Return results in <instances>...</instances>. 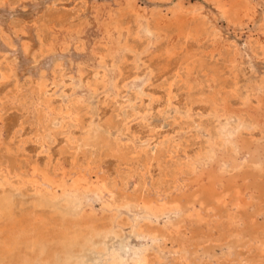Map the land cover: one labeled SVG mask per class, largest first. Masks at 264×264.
Instances as JSON below:
<instances>
[{
	"label": "rangeland",
	"instance_id": "374dc122",
	"mask_svg": "<svg viewBox=\"0 0 264 264\" xmlns=\"http://www.w3.org/2000/svg\"><path fill=\"white\" fill-rule=\"evenodd\" d=\"M238 1L248 17H238L232 27L212 5L215 0H0V198L9 199L7 208L0 209V246L3 230L16 222L17 228L24 226L22 239L49 238L56 247L50 264L73 259L72 264H107L110 254L124 264L143 256L141 264H264V0ZM178 5L188 8L190 26L200 24L198 34L183 38L176 25L155 27L156 20H173ZM35 166L59 180L87 172L89 183L104 179L108 191L88 194L90 203L77 214L60 198L59 189L37 183ZM229 183L241 193L240 208L229 204L232 194L225 196L224 209L213 196L205 197V190H221ZM139 194L173 200L179 208L152 216L130 201ZM176 208L193 214L187 217ZM196 214L204 217L201 224ZM105 225L112 227L103 245L108 256L93 253L86 262L82 248ZM134 225L143 227L145 235L132 233ZM152 229L153 236L148 234ZM75 239L71 257L61 246ZM20 248L12 257L0 254V264H23L28 249Z\"/></svg>",
	"mask_w": 264,
	"mask_h": 264
},
{
	"label": "bare ground",
	"instance_id": "6f19581e",
	"mask_svg": "<svg viewBox=\"0 0 264 264\" xmlns=\"http://www.w3.org/2000/svg\"><path fill=\"white\" fill-rule=\"evenodd\" d=\"M168 1V0H167ZM178 1V0H177ZM244 1V0H243ZM211 2V1H210ZM127 3V2H126ZM135 4V3H134ZM178 3H176V5H177ZM200 4V3H199ZM127 5V4H126ZM212 5H214V8L216 9V11L220 14V16L223 18V21H226L227 22V24L229 25V24H231L232 23V27H233V25H234V22L236 21V20H238L237 18L238 17H241L242 15H244V16H246V17H248V15H247V13L246 14H244V12H243V7H242V4L238 1V0H215V2H213V4ZM247 5V4H246ZM124 6H125V4H124ZM135 7L137 6L136 4L134 5ZM175 6V5H174ZM187 6V5H186ZM190 6V5H189ZM250 6V5H249ZM122 7V6H121ZM172 7V6H171ZM247 7V6H246ZM119 8V7H118ZM137 8V7H136ZM135 8V9H136ZM138 8H139V6H138ZM195 8V7H194ZM198 8V7H197ZM134 9V10H135ZM141 9V8H140ZM131 10V9H130ZM247 10V9H246ZM250 10V9H249ZM143 12H144V9H143ZM151 12H153V10L151 11ZM171 12V11H170ZM251 12H253V11H251ZM189 13V10H188V8H185V6L183 7V5H178V7H177V10L174 12V14H173V12H172V14L174 15V18H173V20H171L170 22H168L167 24H163L160 20H156L155 21V27L156 28H161V27H170V26H172V25H176L180 30V33H182L183 34V38H189V37H192L195 33H199V25L200 24H195L194 26H190L189 24V19L186 17L187 16V14ZM191 13H193V12H191ZM190 13V14H191ZM113 14V13H112ZM134 14V13H133ZM149 14V13H148ZM196 14V13H195ZM199 14V13H198ZM110 15V14H109ZM172 15V16H173ZM194 15V14H193ZM252 15H253V13H252ZM161 16V15H160ZM203 16V15H202ZM110 17V16H109ZM164 17V16H163ZM199 17H200V15H199ZM250 17V16H249ZM108 18V17H107ZM171 18V17H170ZM109 19V18H108ZM172 19V18H171ZM203 19V21L206 19L205 18V16L202 18ZM202 19H200V20H202ZM244 20V19H243ZM252 20V19H251ZM250 20V21H251ZM41 21V20H40ZM50 21V20H49ZM113 21H114V19H113ZM242 21V20H241ZM249 21V20H248ZM112 22V21H111ZM110 23V22H109ZM117 23V22H116ZM207 23V22H206ZM236 23V22H235ZM241 23H243V22H241ZM248 23V22H247ZM118 24V23H117ZM240 24V23H239ZM103 26V25H102ZM110 26V25H109ZM237 26V25H236ZM243 26H244V24H243ZM140 27V26H139ZM102 29V28H101ZM106 29V28H105ZM127 29V28H126ZM119 30V29H118ZM211 30V29H210ZM209 30V31H210ZM213 30V29H212ZM264 30V29H263ZM168 31V30H167ZM217 32V31H216ZM80 33H81V31H80ZM155 33H156V31H155ZM163 34V33H162ZM103 35V34H102ZM164 35V34H163ZM204 35V34H203ZM205 35H206V33H205ZM215 35H216V33H215ZM262 35H264V34H262ZM105 36V35H104ZM103 36V37H104ZM218 36H219V34H218ZM157 37H159V36H157ZM164 37V36H163ZM209 37V36H208ZM213 37V36H212ZM105 38V37H104ZM110 38V37H109ZM112 38V37H111ZM201 38V37H200ZM206 38V37H205ZM125 39H126V37H125ZM208 39V38H207ZM214 39V38H213ZM40 40V39H39ZM48 40V39H47ZM114 40V39H113ZM120 40V39H119ZM199 40V39H198ZM210 40V39H209ZM81 41V40H80ZM110 41V40H109ZM112 42V41H111ZM114 42H116V40L114 41ZM176 42V41H175ZM251 42V41H250ZM126 43V42H125ZM153 43V42H152ZM168 43H170V42H168ZM210 43V42H209ZM247 43V42H246ZM116 44V43H115ZM172 43H170V45H171ZM248 44V43H247ZM258 44V43H257ZM77 45V44H76ZM98 45V44H97ZM109 45H110V43H109ZM108 45V46H109ZM41 46V45H40ZM111 46V45H110ZM109 46V47H110ZM117 46V45H116ZM126 47H127V45H125ZM168 46V45H167ZM234 46V45H233ZM82 47V46H81ZM81 47H80V49H81ZM151 47V46H150ZM231 47V46H230ZM251 47V46H250ZM261 47V46H260ZM171 48V47H170ZM229 48V47H228ZM236 48V47H235ZM262 49H263V46H262ZM110 50V49H109ZM108 50V51H109ZM254 50V49H253ZM264 50V49H263ZM258 51V50H257ZM260 51V50H259ZM258 51V52H259ZM40 52V51H39ZM172 52V51H171ZM233 52H235V50L233 51ZM261 52V51H260ZM257 53V52H256ZM235 54V53H234ZM254 54V53H253ZM258 54V53H257ZM261 55H262V53H260ZM105 55V54H104ZM220 55V54H219ZM5 57V56H4ZM139 58V57H138ZM124 59V58H123ZM233 60V59H232ZM110 61V60H109ZM236 61V60H235ZM235 63V62H234ZM58 64V63H57ZM100 64H102V63H100ZM110 64V63H109ZM182 64V63H181ZM231 64V63H230ZM185 66V65H184ZM231 66V65H230ZM145 67V66H144ZM183 67V66H182ZM186 67V66H185ZM231 68H232V66H231ZM141 69V68H140ZM183 69V68H182ZM54 71V70H53ZM52 71V72H53ZM140 71V70H139ZM187 71V70H186ZM181 72H182V70H181ZM54 73H56V72H54ZM177 73V71L175 72V74L174 75H178L179 73H180V71H179V73L178 74H176ZM180 76V75H179ZM6 77V76H5ZM9 77V76H8ZM58 77V76H57ZM172 77H174V76H172ZM175 78V77H174ZM176 78H178V77H176ZM175 78V79H176ZM8 80V79H7ZM80 80V79H79ZM62 81V80H61ZM87 81V80H86ZM175 81H177V80H175ZM117 82V81H116ZM170 82V81H169ZM36 83V82H35ZM64 83V82H63ZM97 84H99V83H97ZM116 84H118V83H116ZM260 85V84H259ZM66 86V85H65ZM99 86V85H98ZM192 86V85H191ZM200 87V86H199ZM19 88V87H18ZM42 88V87H41ZM145 88V87H144ZM143 88V89H144ZM113 89V88H112ZM169 89H170V87H169ZM235 89V88H234ZM40 91L41 90H43V88L42 89H39ZM47 90V89H46ZM96 90L97 89H95V92H96ZM117 90H118V88H117ZM123 90V89H122ZM49 91V90H48ZM212 91V90H211ZM35 92H37V91H35ZM135 92V91H134ZM231 92V91H230ZM251 92V91H250ZM254 91H252V93H253ZM30 93V92H29ZM59 93V92H58ZM57 93V94H58ZM94 93V92H93ZM51 94V93H50ZM118 94V93H117ZM170 94V93H169ZM233 94V93H232ZM34 96V95H33ZM45 96V95H44ZM127 97V96H126ZM254 97V96H253ZM10 98V97H9ZM46 98V97H45ZM77 98V97H76ZM139 98V97H138ZM215 98V97H214ZM225 98V97H224ZM14 99V98H13ZM35 99H36V97H35ZM216 99V98H215ZM227 99V98H226ZM239 99V98H238ZM249 99V98H248ZM259 98H257V100H258ZM259 100H261V99H259ZM75 101V100H74ZM249 101V100H248ZM11 102V101H10ZM42 102V101H41ZM46 101H44V103H45ZM259 102V101H258ZM33 103V102H32ZM48 103V102H47ZM249 103H250V101H249ZM61 104V103H60ZM70 104H72V103H70ZM73 104H74V102H73ZM78 104H80V103H78ZM126 104V103H125ZM168 104V103H167ZM43 105V104H42ZM48 105H49V103H48ZM67 105H68V103H67ZM66 105V106H67ZM75 106H77V104H74ZM130 105V104H129ZM36 106V105H35ZM44 106V105H43ZM58 106V105H57ZM168 106V105H167ZM222 106H224V105H222ZM42 107V106H41ZM55 107V106H54ZM61 107V106H60ZM65 107V106H64ZM211 107H213V106H211ZM47 108V107H46ZM53 108V107H52ZM57 108V107H56ZM66 108H68V107H66ZM76 108H79V107H76ZM87 108V107H86ZM43 109V108H42ZM62 109V108H61ZM225 109V108H224ZM48 110V109H47ZM69 111H70V109H68ZM44 111V110H43ZM53 111V110H52ZM59 111H60V109H59ZM68 111V112H69ZM76 111V110H75ZM78 111V110H77ZM76 111V112H77ZM232 111V110H231ZM230 111V112H231ZM50 112V111H49ZM48 111H47V113H49ZM60 112H62V111H60ZM72 112V111H71ZM79 112V111H78ZM218 112V111H217ZM224 112V111H223ZM230 112H228V113H230ZM45 113V112H44ZM56 112H54V114H55ZM73 113V112H72ZM125 113V112H124ZM70 114V113H69ZM69 114H67V115H69ZM79 114V113H78ZM214 114H216V113H214V110H213V115ZM235 114V113H234ZM241 114V113H240ZM39 115H42L43 116V114H39ZM45 115V114H44ZM56 115V114H55ZM66 115V116H67ZM217 115V114H216ZM237 115V114H236ZM48 116V115H47ZM51 116V115H50ZM53 116V115H52ZM63 116V115H62ZM61 116V117H62ZM73 116H74V114H73ZM240 116V115H239ZM60 117V116H59ZM243 117V116H242ZM43 118V117H42ZM45 118V117H44ZM52 118V117H51ZM50 118V119H51ZM71 118V117H70ZM38 119V118H37ZM74 119H75V117H74ZM77 119V118H76ZM187 119V118H186ZM245 118H243V120H244ZM39 120V119H38ZM44 120V119H43ZM42 120V121H43ZM54 120H55V118H54ZM62 120H63V118H62ZM65 120H67V119H65ZM70 120V119H69ZM89 120V119H88ZM239 120H241V118L239 117ZM249 120V119H248ZM53 121V119L51 120V122ZM57 121V120H56ZM73 121V120H72ZM77 121H79L78 119H77ZM77 121H74V122H77ZM47 122V121H46ZM49 122V121H48ZM243 122V121H242ZM53 123V122H52ZM60 124H61V122H59ZM69 123H71V121H69ZM73 123V122H72ZM100 123V122H99ZM247 124H248V122H246ZM245 123V124H246ZM38 124H39V122H38ZM64 124V123H63ZM66 124H67V122H66ZM75 124V123H74ZM91 124V123H90ZM94 124V123H93ZM255 124H256V122H255ZM48 125H50V124H48ZM70 125V124H69ZM77 125V124H76ZM76 125H74V126H76ZM88 125V124H87ZM109 125V124H108ZM218 125V124H217ZM250 125H251V123H250ZM258 125V124H257ZM40 126V125H39ZM73 126V127H74ZM78 126V125H77ZM94 126V125H93ZM237 126H238V123H237ZM249 126V125H248ZM260 126V125H259ZM258 126V127H259ZM41 128H43L42 126H40ZM45 127V126H44ZM48 127V126H47ZM59 127V126H58ZM58 127H55L56 129L58 128ZM66 128V127H65ZM62 129V128H61ZM68 129L69 128H67V131H68ZM90 129V128H89ZM233 129V128H232ZM243 129V128H242ZM60 132H61V130H60V127H59V129H58ZM71 130V129H70ZM74 130V129H73ZM120 130V129H119ZM57 130H55V132H56ZM88 131L89 130H87V133H88ZM260 131V130H259ZM90 132V131H89ZM244 132V131H243ZM251 132V131H250ZM57 133V132H56ZM55 133V134H56ZM106 133V132H105ZM36 134V133H35ZM63 134V133H62ZM238 134V133H237ZM247 134V133H246ZM91 135V134H90ZM90 135H88V136H90ZM52 136V135H51ZM63 136V135H62ZM85 136H87L86 134L84 135V137ZM87 136V137H88ZM92 136H94V134L92 135ZM43 137H44V135H43ZM71 137V136H70ZM81 137V136H80ZM83 137V136H82ZM83 137V138H84ZM87 137H86V139H87ZM104 137V136H103ZM40 138V137H39ZM52 138V137H51ZM220 138H222V137H220ZM220 138H219V140L218 141H220ZM239 138H242V137H239ZM239 138H237L238 140H239ZM43 139V138H42ZM70 139V138H69ZM72 139V138H71ZM71 139H70V141H71ZM105 140H106V138H104ZM226 139H227V137H226ZM230 140H231V138H229ZM228 139V140H229ZM40 140V139H39ZM63 140V139H62ZM76 140V139H75ZM98 140V139H97ZM100 140V139H99ZM102 140V139H101ZM116 140V139H115ZM225 140V139H224ZM78 141V140H77ZM83 141V140H82ZM140 141V140H139ZM215 141H217V140H215ZM237 141V140H236ZM84 142V141H83ZM99 141H97L96 142V144H98L99 145V143H98ZM101 142V141H100ZM105 142H107V141H105ZM223 142V141H222ZM233 141H231V143H232ZM74 143V142H73ZM110 143V142H109ZM121 143V142H120ZM210 143V142H209ZM216 143V142H215ZM46 144V143H45ZM68 144V143H67ZM72 144V143H71ZM76 144V143H75ZM83 144V143H82ZM81 144V145H82ZM108 144V143H107ZM179 144V143H178ZM177 144V145H178ZM218 144V143H217ZM216 144V145H217ZM230 144V143H229ZM228 144V145H229ZM257 144V143H256ZM125 145V144H124ZM156 145V144H155ZM160 145V144H159ZM42 146V145H41ZM69 146V145H68ZM83 146V145H82ZM99 146H101V145H99ZM111 146V145H110ZM47 147V146H46ZM75 147V146H74ZM102 147H105L104 145L102 146ZM218 147V146H217ZM223 147H225L224 145H223ZM235 147V146H234ZM82 148H84V147H82ZM86 148V147H85ZM108 148V147H107ZM106 148V149H107ZM110 148V147H109ZM162 148H164L163 146H162ZM167 148V147H166ZM81 149V148H80ZM79 149V150H80ZM143 149V148H142ZM154 149V148H153ZM209 149V148H208ZM242 149V148H241ZM206 150H207V148H206ZM205 150V151H206ZM212 150H213V147H212ZM238 150V149H237ZM107 151H108V149H107ZM216 151V150H215ZM214 151V152H215ZM219 151V150H218ZM221 151V150H220ZM224 151H225V149H224ZM252 151V150H251ZM21 152V151H20ZM82 152H84V151H82ZM238 152V151H237ZM236 152V153H237ZM81 153V152H80ZM86 153V152H85ZM123 154V153H122ZM122 154H120V155H122ZM137 154V153H136ZM215 154V153H214ZM229 154H232V153H229ZM239 154V153H238ZM87 155V154H86ZM119 155V156H120ZM196 155V154H195ZM255 155V154H254ZM260 155V154H259ZM111 156V155H110ZM159 156V155H158ZM187 156V155H186ZM199 156H202V155H199ZM214 156V155H213ZM232 156V155H231ZM235 156V155H234ZM193 157H196V156H193ZM233 157V156H232ZM238 157V156H237ZM121 158V157H120ZM151 158H152V156H151ZM195 159V158H194ZM75 160V159H74ZM95 160V159H94ZM123 160V159H122ZM126 160V159H125ZM169 160V159H168ZM192 161H193V158L191 159ZM203 160V159H202ZM238 160V159H237ZM76 161V160H75ZM233 161V160H232ZM259 161V160H258ZM51 162V161H50ZM130 162V161H129ZM187 162V161H186ZM190 162V161H189ZM194 162V161H193ZM151 163V162H150ZM195 163V162H194ZM253 163V162H252ZM255 163H256V161H255ZM76 164V163H75ZM74 164V165H75ZM87 164V163H86ZM158 164V163H157ZM251 164V163H250ZM156 165V164H155ZM32 166V165H31ZM168 166V165H167ZM239 166V165H238ZM242 166V165H241ZM263 166V165H262ZM189 167V166H188ZM47 168V167H46ZM78 168V167H77ZM178 168V167H177ZM192 168V167H191ZM197 168V167H196ZM253 168V167H252ZM32 169V168H31ZM135 169V168H134ZM164 169V168H163ZM33 174H37L36 176V179H37V183H39L41 186H45L46 187V189L48 188V189H50V190H54V191H56L57 189H59L60 191H61V193L59 194L60 195V198H62V199H64V201H66L67 202V204H68V207L69 208H71V209H73L77 214H79L80 213V211H81V209L83 208V207H85L86 205H87V202H89L88 201V194H90V193H95L97 196H100L102 193H104V192H107L108 191V185H107V183H106V181L104 180V179H102L100 182H97V183H89V181H88V179H87V177L86 176H84V175H81V176H77V177H75V178H73L72 176H71V179H65V178H63V179H61V180H59V179H57V178H54V177H52L47 171H40L38 168H37V166H35L33 169ZM56 170V169H55ZM158 170V169H157ZM195 170V169H194ZM31 171V170H30ZM29 171V172H30ZM50 171V170H49ZM62 171V170H61ZM87 171H89V169L87 170ZM138 171V170H137ZM189 171H190V168H189ZM38 172V173H37ZM54 172V171H53ZM119 172V171H118ZM191 172V171H190ZM259 172V171H258ZM55 173V172H54ZM74 173V172H73ZM73 173H72V175H73ZM256 173V172H255ZM60 174V173H59ZM81 174V173H80ZM178 174V173H177ZM187 174V173H186ZM191 174V173H190ZM258 174H260V173H258ZM61 175V174H60ZM88 175V174H87ZM192 175V174H191ZM32 176V175H31ZM150 176V175H149ZM58 177V176H57ZM165 177V176H164ZM175 177V176H174ZM30 178V177H29ZM129 178V177H128ZM135 178V177H134ZM1 179V178H0ZM31 179H33V178H31ZM118 179V178H117ZM145 179V178H144ZM216 179V178H215ZM8 180V179H7ZM217 180V179H216ZM28 181H31V180H28ZM171 181V180H170ZM35 182V181H34ZM178 182V181H177ZM195 182H196V179H195ZM212 182H215V180H213ZM217 182V181H216ZM262 182L264 183V181L262 180ZM31 183V182H30ZM32 183H33V181H32ZM36 183V185L37 186H39L38 184ZM114 183V182H113ZM145 183V182H144ZM210 183H211V181H210ZM210 183H208V186L209 185H211ZM219 183V182H218ZM217 183V184H218ZM1 184V183H0ZM34 184V183H33ZM151 184V183H150ZM149 184V185H150ZM175 184V183H174ZM173 184V185H174ZM1 185H3V184H1ZM29 185H32V184H29ZM116 185V184H115ZM146 185V184H145ZM184 185V184H183ZM5 186V185H4ZM202 186V185H201ZM114 187V186H113ZM117 187V186H116ZM127 187V186H126ZM158 187V186H157ZM199 187V186H198ZM202 187H206V189H207V186H202ZM222 187V186H221ZM1 188H3V186L1 187ZM8 188V187H7ZM33 188V187H32ZM36 188H38V187H36ZM168 188V187H167ZM178 188H180V187H178ZM177 188V189H178ZM43 189V188H42ZM42 189L40 188V190L42 191ZM142 189V188H141ZM214 189V188H213ZM226 189V190H225ZM238 189V188H237ZM236 189V186H235V184L234 183H229V184H227L223 189H221V190H216V191H210L209 189L208 190H205L204 192H205V197H210V196H213L214 197V199H215V203L217 204V206H219V207H221V208H225L226 207V205H227V201H226V198H225V196H231V194H232V199H230L229 200V204H231V205H233V206H235V207H237V208H240V206H242L243 205V200H242V198H241V193H239V191ZM36 190V189H35ZM44 190H45V188H44ZM148 190V189H147ZM180 190V189H179ZM48 191V190H47ZM201 191V190H200ZM39 192V191H38ZM46 192V191H45ZM141 192H142V190H141ZM181 192V191H180ZM36 193V192H35ZM40 193V192H39ZM44 193V192H43ZM41 194L42 196L44 195V194ZM49 193V192H48ZM55 193V192H54ZM129 193V192H128ZM145 193H146V191H145ZM191 193V192H190ZM50 195L52 194V193H49ZM180 194V193H179ZM178 194V195H179ZM186 194V193H185ZM226 194V195H225ZM253 194V193H252ZM256 194V193H255ZM254 194V195H255ZM50 195H48V196H50ZM91 195V194H90ZM7 196V195H6ZM45 196V195H44ZM53 196V195H52ZM154 196V195H153ZM176 196H177V194H176ZM196 196V195H195ZM244 196V195H243ZM55 197H56V195H55ZM158 197V196H157ZM156 197V198H157ZM51 198V197H50ZM109 198V197H108ZM107 198V199H108ZM113 198V197H112ZM56 199V198H55ZM54 199V200H55ZM58 199V198H57ZM206 199H208V198H206ZM8 198H0V209H2V210H4L5 208H7L6 206L8 205ZM11 200V199H10ZM182 200V199H181ZM192 200H193V197H192ZM246 200V199H245ZM109 201H110V199H109ZM130 201H132V202H135V203H137L138 205H141V207L145 210V211H147V212H149V213H147V214H152V216H154L155 214L156 215H160V214H163L165 211H171L172 213H173V211L172 210H175V209H173L174 207H176L177 206V208H179L178 207V205H176V203L173 201V200H169V201H163V202H160L159 200H153V199H151V198H148V197H144V196H142V194H139V195H137V196H134V197H131L130 198ZM162 201V200H161ZM183 201V200H182ZM263 201V200H262ZM41 202V201H40ZM94 202V201H93ZM92 202V203H93ZM13 203V202H12ZM38 203V202H37ZM43 203H44V201H43ZM90 203V202H89ZM95 203V202H94ZM111 203V202H110ZM126 203V202H125ZM263 203V202H262ZM109 204V203H108ZM200 204V203H199ZM198 204V205H199ZM10 205H11V203H10ZM14 205V204H13ZM88 205H90V204H88ZM105 205H106V203H105ZM252 205V204H251ZM15 206V205H14ZM103 206V205H102ZM101 206V207H102ZM108 206V205H107ZM180 206V205H179ZM190 206V205H189ZM201 206V205H200ZM199 206V207H200ZM230 206V205H229ZM233 206H230L231 208L233 207ZM245 206V205H244ZM88 207V206H87ZM248 207V206H247ZM254 207V206H253ZM14 208V207H13ZM92 208V207H91ZM176 208V211H179L178 209ZM191 208H192V206H191ZM201 208V207H200ZM230 208V209H231ZM88 209V208H87ZM93 209V208H92ZM106 209V208H105ZM181 209V208H180ZM187 209V208H186ZM196 209V208H195ZM230 209H229V212H230ZM233 209H235V208H233ZM245 209V208H244ZM61 210H64V209H62L61 208ZM88 210H90V209H88ZM128 210V209H127ZM184 210V209H183ZM191 210V209H190ZM189 210V211H190ZM192 210H194L193 208H192ZM211 210V209H210ZM210 210H208V211H210ZM259 210V209H258ZM261 210V209H260ZM25 211V210H24ZM87 211V210H86ZM90 211H92V210H90ZM97 211V210H96ZM144 211V212H145ZM176 211L174 212V213H176ZM202 211V210H201ZM233 211V210H232ZM117 212V211H116ZM180 212V211H179ZM183 212V211H182ZM182 212H180V213H182ZM197 212H198V210H197ZM204 212H206V211H204ZM211 212V211H210ZM210 212L208 213V214H210ZM234 212H235V210H234ZM83 213H85V211H83ZM91 213V212H90ZM90 213L88 214V216H90ZM94 213V212H93ZM100 213V212H99ZM110 213V212H109ZM118 213V212H117ZM130 213V212H129ZM168 213V212H167ZM167 213H165L166 215H167ZM191 213V212H190ZM189 213V215L188 214H186L187 215V217L188 216H190L191 214H193V212L190 214ZM200 213V212H199ZM207 213V212H206ZM233 213V212H232ZM257 213V212H256ZM264 213V212H263ZM262 213V214H263ZM75 214V213H74ZM76 214V215H77ZM102 214V211H101V213H100V215ZM150 214V215H151ZM154 214V215H153ZM185 215V213H182V215ZM198 214V213H197ZM195 215V217L194 218H196L197 219V221L200 223V221H202L203 220V218H202V220H201V215L199 216V215ZM227 214V213H226ZM14 215V214H13ZM58 215V214H57ZM97 215V214H96ZM105 215V214H104ZM108 215V214H107ZM106 215V216H107ZM110 216H111V214H109ZM118 215V214H117ZM122 215V214H121ZM124 215V214H123ZM134 215V214H133ZM164 215V214H163ZM169 215V214H168ZM182 215H180L179 217L181 218V216ZM185 215V216H186ZM227 215H229V213L227 214ZM15 216V215H14ZM55 216V215H54ZM94 216V215H93ZM102 216V215H101ZM109 216V217H110ZM116 216V215H115ZM152 216H150V217H152ZM165 216V215H164ZM192 216V215H191ZM222 216V215H221ZM220 216V217H221ZM230 216V215H229ZM252 216V215H251ZM256 216H258V215H256ZM21 217V216H20ZM28 218V216H25V218ZM32 217V216H31ZM100 217V216H99ZM120 217H122V216H120ZM136 217V216H135ZM159 217V216H158ZM162 217V216H161ZM160 217V218H161ZM175 217V216H174ZM178 217V216H177ZM186 217V218H187ZM237 217H239L238 216V214H237ZM22 219H24L23 218V216L21 217ZM73 218V217H72ZM87 218V217H86ZM96 218V217H95ZM94 218V219H95ZM126 218H129V217H126ZM179 218V219H180ZM190 218V217H189ZM211 218H213V217H211ZM222 218V217H221ZM230 218H233V217H230ZM240 218V217H239ZM29 219H31L30 218V216H29ZM82 219V218H81ZM80 219V220H81ZM90 219V218H89ZM98 219V218H97ZM101 219V218H100ZM141 219V218H140ZM139 219V220H140ZM144 219V218H143ZM143 219H141V220H143ZM152 219V218H151ZM154 219V218H153ZM178 219V218H177ZM214 219V218H213ZM226 219L228 220V218H227V216H226ZM251 219V218H250ZM56 220V219H55ZM58 220V219H57ZM56 220V221H57ZM69 220H71V219H69ZM73 220H74V222H75V217L73 218ZM72 220V221H73ZM77 220V219H76ZM112 220H114L115 221V218L113 219L112 218ZM138 220V221H139ZM149 220V219H148ZM173 220V219H172ZM187 220H188V218H187ZM216 220H218V217L216 218ZM221 220V219H220ZM224 220V219H223ZM233 220V219H232ZM237 220V219H236ZM252 220V219H251ZM32 221H34V220H32ZM44 221V220H43ZM53 221V220H52ZM79 221V220H78ZM98 221V220H97ZM97 221L95 222L96 223V226H97ZM110 222V220L108 219L107 220V222ZM120 221V220H119ZM138 221H136V222H138ZM145 221H146V218H145ZM156 221V220H155ZM154 221V224H156V222ZM167 221H169V220H167ZM171 221V220H170ZM182 221V220H181ZM189 221H190V219H189ZM193 221V220H192ZM191 221V222H192ZM204 221V220H203ZM27 222H29V221H27ZM35 222V221H34ZM58 222V221H57ZM132 223L134 222V221H131ZM150 222V221H149ZM153 222V221H152ZM177 221H175V223H176ZM229 222H230V219H229ZM228 222V223H229ZM10 223H12V221L10 220ZM20 223V222H19ZM44 223H46V222H44ZM58 223H60V222H58ZM80 223V222H79ZM91 223V222H90ZM89 223V226L91 225L92 226V223L90 224ZM115 223H116V221H115ZM114 223V224H115ZM141 223V222H140ZM169 223V222H168ZM182 223V222H181ZM249 223H250V221H249ZM15 224H16V222H14V225L13 226H9V228H7V230L5 229V230H3V234H4V239H5V241L4 240H2V241H4L3 242V244H2V246H0V254H4V255H8L9 257H12V256H14L17 252H19L18 250L20 249L21 250V248H20V246H22V245H24V246H26L27 247V249H28V256H26V258H23V264H50L51 263V261L53 260V258H54V256H56V253H54V251H53V248L55 247L54 245H52L51 244V242L49 241V238L47 237H45V236H43V235H41V236H38V237H36V238H24V239H22V237H21V235H22V232H23V227H22V225H21V227H16L15 226ZM23 224V223H22ZM29 224V223H28ZM53 224H55V221L53 222ZM99 224V223H98ZM135 224V223H134ZM137 224V223H136ZM135 224V225H136ZM150 224V223H149ZM153 224V223H152ZM201 224V223H200ZM223 224V223H222ZM231 224L233 225V223L232 222H230V226H231ZM235 224V223H234ZM9 225V224H8ZM20 225V224H19ZM39 225V224H38ZM47 224H45L44 226H46ZM49 225V224H48ZM47 225V226H48ZM68 225H70V224H68ZM72 225H73V222H72ZM80 225V224H79ZM86 225H88L87 223L85 224V226ZM111 225V224H110ZM130 225V224H129ZM133 226V228H132V233L133 232H135L136 234H138V235H145V229L143 228V227H141V226H138V227H136V226ZM165 225H167V223L165 222ZM169 225V224H168ZM167 225V226H168ZM179 225V223L177 224V226ZM194 225V224H193ZM208 225V224H207ZM236 225V224H235ZM239 225V224H238ZM242 225V224H241ZM240 225V226H241ZM251 225V224H250ZM84 226V227H85ZM115 226V225H114ZM120 226V225H119ZM171 226V225H170ZM174 226H175V224H174ZM180 226V225H179ZM229 226V225H228ZM41 227V226H40ZM68 227H70V226H68ZM80 227V226H79ZM83 227V228H84ZM128 227V226H127ZM161 227H164V226H161ZM183 227V226H182ZM225 227V226H224ZM234 227H236V226H234ZM44 228V227H43ZM52 228V227H51ZM56 228V227H55ZM60 228V227H59ZM78 228V227H77ZM96 228V227H95ZM112 228V227H111ZM111 228L110 227H107L106 225L105 226H103V227H100V229H96V231H93L91 234H90V236L88 237V240H87V243H86V245L82 248V253H81V257H83V259L86 261V260H88V259H90L91 257H92V254L93 253H99V255L98 256H100V254H102L103 256H105V257H107L108 255H107V251L105 250V251H103V245L105 244V243H107V241L109 240V238L111 237V235H112V230H111ZM123 228H125V227H123ZM169 228V227H168ZM174 228V227H173ZM226 228V227H225ZM229 228V227H228ZM237 228V227H236ZM40 229V228H39ZM53 229V228H52ZM57 229V228H56ZM55 229V230H56ZM79 229H81V228H79ZM240 229V228H239ZM264 229V228H263ZM95 230V229H94ZM115 230H116V228H115ZM165 230H167V227H166V229ZM41 231V230H40ZM50 231H51V229H50ZM82 231H84V230H82ZM86 231V230H85ZM119 231H120V229H119ZM185 231V230H184ZM227 231V230H226ZM20 232H21V234H20ZM43 232V231H42ZM49 232V231H48ZM55 232V231H54ZM116 232V231H115ZM118 232V231H117ZM122 232V231H121ZM237 232H238V230H237ZM33 233V232H32ZM44 233H45V231H44ZM156 233V230L155 229H152L151 231H149L148 232V234H150V235H154ZM178 233V232H177ZM232 234H233V231L231 232ZM230 233V234H231ZM235 233V232H234ZM239 233V232H238ZM1 234V233H0ZM41 234V233H40ZM48 234V233H47ZM61 234V233H60ZM85 234V233H84ZM123 234V233H122ZM122 234H120V235H122ZM169 234V233H168ZM240 234V233H239ZM239 234H238V236H239ZM260 234V233H259ZM55 235V234H54ZM57 235V234H56ZM59 235V234H58ZM57 235V236H58ZM62 235H64V238H66L67 236H66V234H62ZM89 235V234H88ZM133 235V234H132ZM147 235V234H146ZM176 235V234H175ZM234 235H237V234H234ZM261 235V234H260ZM27 236V235H26ZM32 236V235H31ZM148 236V235H147ZM170 236V235H169ZM226 236V235H225ZM229 236V235H228ZM231 236V235H230ZM261 236H263V234L261 235ZM28 237V236H27ZM121 237V236H120ZM144 237H146V236H144ZM155 238L157 237V236H154ZM161 237V236H160ZM166 237V236H165ZM233 237V236H232ZM80 238V237H79ZM202 238V237H201ZM200 238V239H201ZM204 238H207V237H205V234H204V237H203V239ZM218 238V237H217ZM235 238V237H234ZM262 238L263 237H261V240H262ZM61 239V238H60ZM81 239V238H80ZM144 239V238H143ZM154 239V238H153ZM163 239V238H162ZM174 239V238H173ZM199 239V240H200ZM237 240H240V239H238V237L236 238ZM264 239V238H263ZM62 240V239H61ZM164 240V239H163ZM170 240V239H169ZM217 240V239H216ZM56 241V240H55ZM73 241H75L76 242V239L75 240H67V241H65L63 244H62V246H61V249L62 250H64V251H66V255H68V256H74V254L72 255L71 254V252L70 251H72V250H75V249H71V247H72V245H73ZM81 241L84 243V241H83V238L81 239ZM159 241V240H158ZM175 241V240H174ZM179 241V240H178ZM201 241V240H200ZM203 241V240H202ZM252 241H253V239H252ZM258 241H259V239H258ZM57 242V241H56ZM154 242V241H153ZM182 242V241H181ZM223 242V241H222ZM264 242V241H263ZM262 242V243H263ZM81 243V242H80ZM117 243V242H116ZM122 243V242H121ZM127 243V242H126ZM152 243V242H151ZM248 243H249V241H248ZM260 243V242H259ZM57 244V243H56ZM59 244V243H58ZM61 244V243H60ZM250 244V243H249ZM251 244H252V242H251ZM254 244H256V242L254 243ZM258 244V243H257ZM125 245V244H124ZM181 245V244H180ZM184 245V244H183ZM225 245V244H224ZM223 245V246H224ZM236 245V244H235ZM54 246V247H53ZM57 246V245H56ZM119 246H120V244L118 245V248H119ZM127 245H125V247H126ZM147 246V245H146ZM151 246H153L152 244H151ZM151 246H150V248H151ZM154 246H157V245H154ZM182 246V245H181ZM201 246V245H200ZM247 246H249V245H247ZM252 246H253V244H252ZM256 246V245H255ZM259 246V245H258ZM262 246H264V245H262ZM74 247H76V245L74 246ZM73 247V248H74ZM187 247V246H186ZM250 247V246H249ZM56 248V247H55ZM59 248V247H58ZM79 248V247H78ZM80 248H81V246H80ZM121 248V247H120ZM147 248H148V246H147ZM157 248H159V247H157ZM161 248V247H160ZM159 248V249H160ZM166 248V247H165ZM190 248V247H189ZM229 248V247H228ZM254 248V247H253ZM256 248V247H255ZM264 248V247H263ZM263 248H261L262 250H263ZM91 249H95V251H93L92 252V250ZM107 249H109L108 247H107ZM146 249V248H145ZM169 249V248H168ZM185 249V248H184ZM202 249V248H201ZM200 249V250H201ZM257 249V248H256ZM61 250V251H62ZM129 250H131V249H129ZM154 250V249H153ZM190 250V249H189ZM259 250V249H258ZM76 251H78L77 249H76ZM110 251H112V250H109V252ZM149 251V250H148ZM155 251V250H154ZM177 251V250H176ZM179 251V250H178ZM231 251V250H230ZM79 252V251H78ZM113 252H114V249H113ZM131 252V251H130ZM143 252H145L144 250H143ZM157 252V251H156ZM161 252V251H160ZM184 252V251H183ZM207 252V251H206ZM209 252V251H208ZM252 252H254V251H252ZM262 252H264V250L262 251ZM262 252H261V254H262ZM54 253V254H53ZM61 253V252H60ZM59 253V254H60ZM74 253V252H73ZM75 253H77V252H75ZM115 253H116V251H115ZM115 253H113V254H115ZM172 253H174L175 254V251H173ZM185 253H187V252H185ZM201 253V252H200ZM161 254V253H160ZM176 254H177V252H176ZM180 254H181V252H180ZM206 254V253H205ZM209 254V253H208ZM207 254V255H208ZM220 254V253H219ZM17 255V254H16ZM65 255V256H66ZM79 255H80V252H79ZM141 255V254H140ZM187 255V254H186ZM64 256V255H63ZM146 256V255H145ZM181 256V255H180ZM192 256V255H191ZM194 256V255H193ZM192 256V257H193ZM230 256V255H229ZM172 257V256H171ZM175 257V256H174ZM191 257V258H192ZM210 257V256H209ZM247 257V256H246ZM61 258H63V257H61ZM60 258V259H61ZM67 258V257H66ZM120 258V257H119ZM147 258V256L146 257H140V260H135L132 264H141V263H144V262H146L145 261V259ZM157 258V257H156ZM250 258V257H249ZM68 259V258H67ZM139 259V258H138ZM182 260L183 258L181 257V258H179V260ZM210 259V258H209ZM208 259V260H209ZM229 259V258H228ZM247 259V258H246ZM251 259V258H250ZM249 259V260H250ZM260 259V258H259ZM74 260V259H73ZM73 260H71V262L73 263L74 261ZM79 260V259H78ZM81 260V259H80ZM119 260V259H118ZM122 260V259H121ZM123 260H124V258H123ZM129 260V259H128ZM134 260V259H133ZM172 260V259H171ZM188 260H190V259H188ZM187 260V261H188ZM253 260H255V258H253ZM258 260V259H257ZM257 260H255V261H257ZM62 261V260H61ZM60 261V262H61ZM69 261V260H68ZM76 261H77V259H76ZM75 261V262H76ZM127 261V260H126ZM130 261V260H129ZM161 261V260H160ZM219 261V260H218ZM252 261V260H251ZM260 261H262V260H260ZM77 262H80V261H77ZM76 262V263H77ZM87 262V261H86ZM91 262H93V261H91ZM103 262V261H102ZM131 262V261H130ZM163 262V261H162ZM165 262V261H164ZM178 262V261H177ZM190 262V261H189ZM220 262V261H219ZM241 263L240 264H250L249 263V261L247 260L246 262H243V261H240ZM72 263H70V264H72ZM75 263V264H76ZM84 263V262H83ZM107 264H124V262L123 261H120V262H118L117 260H116V257L115 256H113L112 254H110L109 256H108V261L106 262ZM263 263V262H262ZM11 264H14V263H11ZM18 264V263H17ZM63 264V263H62ZM66 264V263H65ZM68 264V263H67ZM89 264H91L90 262H89ZM103 264V263H102ZM126 264V263H125ZM211 264V263H210ZM239 264V263H238ZM256 264V263H255Z\"/></svg>",
	"mask_w": 264,
	"mask_h": 264
}]
</instances>
